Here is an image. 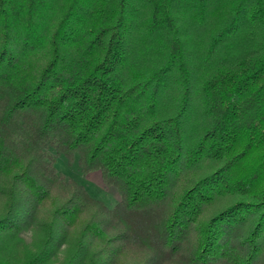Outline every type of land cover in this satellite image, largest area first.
Segmentation results:
<instances>
[{"label": "trees", "instance_id": "obj_1", "mask_svg": "<svg viewBox=\"0 0 264 264\" xmlns=\"http://www.w3.org/2000/svg\"><path fill=\"white\" fill-rule=\"evenodd\" d=\"M0 264H264V0H0Z\"/></svg>", "mask_w": 264, "mask_h": 264}, {"label": "rangeland", "instance_id": "obj_2", "mask_svg": "<svg viewBox=\"0 0 264 264\" xmlns=\"http://www.w3.org/2000/svg\"><path fill=\"white\" fill-rule=\"evenodd\" d=\"M56 166L67 175L83 183L92 195L104 200L109 206L115 205L119 200L116 187L105 185L101 181L99 170L85 174L80 170L77 160L69 162L62 154L57 156ZM26 237L29 238L28 236Z\"/></svg>", "mask_w": 264, "mask_h": 264}]
</instances>
